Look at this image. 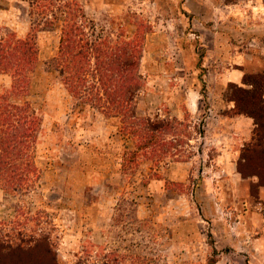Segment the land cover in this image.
Returning a JSON list of instances; mask_svg holds the SVG:
<instances>
[{
    "label": "rangeland",
    "instance_id": "obj_1",
    "mask_svg": "<svg viewBox=\"0 0 264 264\" xmlns=\"http://www.w3.org/2000/svg\"><path fill=\"white\" fill-rule=\"evenodd\" d=\"M65 6L88 42L133 49L136 117L175 129L154 156L68 91ZM30 34L35 71L9 101L40 120L35 172L0 186V264H264V179L238 171L255 126L231 101L264 75V0H0V39Z\"/></svg>",
    "mask_w": 264,
    "mask_h": 264
},
{
    "label": "trees",
    "instance_id": "obj_2",
    "mask_svg": "<svg viewBox=\"0 0 264 264\" xmlns=\"http://www.w3.org/2000/svg\"><path fill=\"white\" fill-rule=\"evenodd\" d=\"M65 7L68 18L61 26L56 69L66 73L64 82L68 91L91 109L96 108L106 116L121 120L122 131L131 136L136 146L131 158L154 156L160 147L156 134L170 135L175 129L170 124L136 117L133 102L138 84L135 80L136 66L132 62L133 49L129 52L119 48L113 50L104 46V42L100 43V39L88 42L84 38L83 27L77 22V18L86 19L84 12L80 8ZM37 61L34 35H27L23 40L12 36L7 40L0 39V74L11 77L10 90L4 94L0 92V186L4 188L25 185L29 174L35 172L31 162L40 120L27 102L12 104L9 99L20 98L28 92L29 76L34 73ZM242 84L246 88H233V114L251 118L255 128L242 156L246 165L239 163L238 171L242 176L256 175L262 183L264 75H245ZM247 170L251 171L250 174ZM216 262L211 258L208 264Z\"/></svg>",
    "mask_w": 264,
    "mask_h": 264
}]
</instances>
